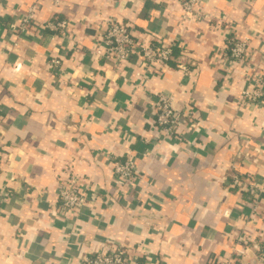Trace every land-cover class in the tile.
Here are the masks:
<instances>
[{"label":"crops","instance_id":"0c3cea01","mask_svg":"<svg viewBox=\"0 0 264 264\" xmlns=\"http://www.w3.org/2000/svg\"><path fill=\"white\" fill-rule=\"evenodd\" d=\"M5 3L0 264H81L109 245L139 264H255L264 209L252 214L248 193L232 184L235 174L264 179V102L241 100L248 74L264 69V0H200V20H185L180 0ZM33 4L39 23L64 19L69 32L34 27L16 42L6 27ZM111 20L136 40L173 44L171 65L97 56ZM231 38L248 42L235 68L222 58ZM155 92L183 114L176 135L154 126ZM127 159L137 176L124 186L113 164ZM71 169L87 187L81 212L59 206Z\"/></svg>","mask_w":264,"mask_h":264},{"label":"built area","instance_id":"2783aa9c","mask_svg":"<svg viewBox=\"0 0 264 264\" xmlns=\"http://www.w3.org/2000/svg\"><path fill=\"white\" fill-rule=\"evenodd\" d=\"M135 4L145 0H131ZM183 9V18L189 20L195 18L200 20L203 15L196 9L200 0H180ZM5 0H0V15L5 9ZM37 5L33 4L26 10L17 9L18 19L9 22L6 31L16 36V42L28 34L31 28L49 29L54 32H60L66 35L69 32V23L64 19L49 20L39 23L36 19ZM1 28V25H0ZM17 44V43H16ZM248 42L244 39L231 38L228 40L226 52L222 55L224 63L230 68L240 65L247 57ZM95 54L101 58L111 61L117 65L130 60L132 56H140L144 67L151 69L152 66H170L174 58L173 44H154L136 40L132 30L126 25L111 20L108 26L98 40ZM264 56V52H263ZM59 59L52 58L50 66L57 67ZM225 66V65H224ZM177 68L187 72L188 66L184 62H179ZM140 74V73H139ZM144 77V76H143ZM247 77L248 86L242 90L241 100L245 105H259L264 102V69L254 74L249 73ZM155 114L154 126L160 128L167 137L176 135L183 116L182 112L175 109L171 97L164 92H155ZM114 175L117 182L124 186H129L136 178L135 162L127 159L125 161H114ZM13 179V178H11ZM234 187L248 193L249 202L252 205V214H257L259 210L264 209V179L262 181L254 176L244 174H235ZM8 184L3 186L6 190ZM86 186L80 177L71 169L59 183V206L61 210L68 212H81L87 205ZM5 192V191H4ZM8 193V192H7ZM6 193H4L5 195ZM0 197H2L0 195ZM1 205V203H0ZM144 246L140 244L138 251ZM134 252V251H133ZM242 255L245 251L240 252ZM81 264H139L137 257L124 246L109 245L103 252L91 254L83 258ZM255 264H264V250L260 251L256 257Z\"/></svg>","mask_w":264,"mask_h":264},{"label":"trees","instance_id":"16d2710c","mask_svg":"<svg viewBox=\"0 0 264 264\" xmlns=\"http://www.w3.org/2000/svg\"><path fill=\"white\" fill-rule=\"evenodd\" d=\"M172 62V61H171Z\"/></svg>","mask_w":264,"mask_h":264}]
</instances>
